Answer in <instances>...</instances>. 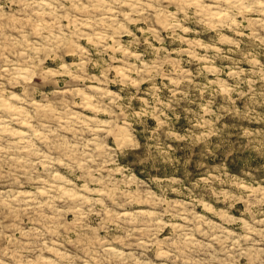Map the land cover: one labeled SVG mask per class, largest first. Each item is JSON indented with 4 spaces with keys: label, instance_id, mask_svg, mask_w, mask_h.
<instances>
[{
    "label": "rangeland",
    "instance_id": "rangeland-1",
    "mask_svg": "<svg viewBox=\"0 0 264 264\" xmlns=\"http://www.w3.org/2000/svg\"><path fill=\"white\" fill-rule=\"evenodd\" d=\"M0 125V264H264V0H0Z\"/></svg>",
    "mask_w": 264,
    "mask_h": 264
},
{
    "label": "bare ground",
    "instance_id": "bare-ground-1",
    "mask_svg": "<svg viewBox=\"0 0 264 264\" xmlns=\"http://www.w3.org/2000/svg\"><path fill=\"white\" fill-rule=\"evenodd\" d=\"M235 3H236V2H235ZM238 3H239V2H238ZM238 3H237V4H238ZM239 4H240V3H239ZM0 126H1V125H0Z\"/></svg>",
    "mask_w": 264,
    "mask_h": 264
}]
</instances>
